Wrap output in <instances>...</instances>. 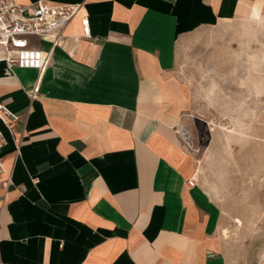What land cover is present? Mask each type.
<instances>
[{
    "label": "crops",
    "instance_id": "crops-1",
    "mask_svg": "<svg viewBox=\"0 0 264 264\" xmlns=\"http://www.w3.org/2000/svg\"><path fill=\"white\" fill-rule=\"evenodd\" d=\"M15 1L80 7L42 76L0 63V99L22 118L0 122L13 181L0 264H228L179 135L192 110L179 51L198 30L261 15L263 0Z\"/></svg>",
    "mask_w": 264,
    "mask_h": 264
},
{
    "label": "rangeland",
    "instance_id": "rangeland-1",
    "mask_svg": "<svg viewBox=\"0 0 264 264\" xmlns=\"http://www.w3.org/2000/svg\"><path fill=\"white\" fill-rule=\"evenodd\" d=\"M229 22L198 30L179 51L192 92L181 133L194 176L215 210L228 264H264V0Z\"/></svg>",
    "mask_w": 264,
    "mask_h": 264
},
{
    "label": "built area",
    "instance_id": "built-area-1",
    "mask_svg": "<svg viewBox=\"0 0 264 264\" xmlns=\"http://www.w3.org/2000/svg\"><path fill=\"white\" fill-rule=\"evenodd\" d=\"M78 4L38 2L23 6L15 0H0V63H4L9 70L13 68L37 70L40 76L49 66L53 49L63 44L64 28L75 17L79 10ZM82 36L91 37V30L87 17L81 19ZM32 38L42 39L50 44L48 50L34 47ZM38 84L29 92L31 99L36 97ZM22 120L21 116L12 112L0 99V122L10 131ZM179 135L184 145L191 150L190 138L181 133ZM6 144L5 137L0 130V201L5 203L6 195L13 186L12 171L4 166L1 151ZM19 153V145L16 154ZM194 179L187 181V186L194 187Z\"/></svg>",
    "mask_w": 264,
    "mask_h": 264
}]
</instances>
